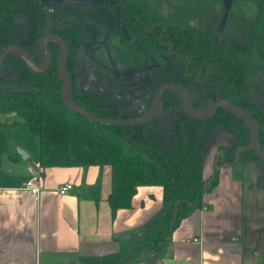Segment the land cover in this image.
<instances>
[{"label":"trees","instance_id":"1","mask_svg":"<svg viewBox=\"0 0 264 264\" xmlns=\"http://www.w3.org/2000/svg\"><path fill=\"white\" fill-rule=\"evenodd\" d=\"M115 3L129 15L132 31L146 32L147 38L155 45L169 49L171 57L180 58L176 68L166 65L151 70L152 84L137 112L119 113L112 97L95 96L74 87V57L81 53V41L74 31L67 28L50 31V14L44 10L47 4H37L34 0H0V50L17 45L35 64H41V36L47 32L57 35L68 47L65 70L72 83L71 101L97 118L128 119L142 115L150 107L155 90L164 83L178 84L187 90L191 108L196 112L204 111L216 94L227 101L229 95L237 96L239 100L231 102L250 113L258 128L262 127L258 130V143L264 150V109L250 112L248 108L254 104L243 96L246 85L244 69L251 50L255 49L257 55L264 58V35H257L258 25L264 18V0L260 14L242 41L169 26L158 18L148 19L139 5H128L123 0H115ZM103 12L106 10L101 8L95 13ZM18 14H23L27 23L22 27L23 33L15 38L13 25ZM48 49L50 64L41 73L28 69L14 54H7L0 61L9 68L7 78H0V116L6 118L14 114L17 121L9 125H22L36 136L37 160L43 168L109 167L107 203L112 215L118 209L131 206L137 187L160 186V211L145 224L141 240L148 249L158 251L166 246L179 223L195 210L203 208L204 193L218 184L219 165L259 160L253 151L247 149L251 137L241 119L222 108L207 119H192L184 113L180 97L172 91L162 94L161 109L148 122L153 124V129L144 127L148 123L107 126L66 109L57 65L60 47L49 41ZM193 89L195 91L191 93ZM164 112L167 113L168 136L160 139L155 129L159 115ZM7 120L0 126H7ZM217 127L230 132L233 139L231 145L218 151L215 170L206 185L203 151ZM7 147L8 141L0 132V155ZM88 191L91 194V190Z\"/></svg>","mask_w":264,"mask_h":264},{"label":"crops","instance_id":"2","mask_svg":"<svg viewBox=\"0 0 264 264\" xmlns=\"http://www.w3.org/2000/svg\"><path fill=\"white\" fill-rule=\"evenodd\" d=\"M34 1L47 5L84 4L94 9L102 2ZM155 1L168 4L158 6V9H169L174 14L185 12L189 20L195 14L197 27H187L188 24L183 21L166 22L157 16L147 17L142 7L144 0L128 5H139L148 19L158 18L169 26L200 33L195 30L197 28L201 33L213 35V29L217 28L224 11V0H189L185 7L178 5L176 0ZM260 2L261 10L263 0ZM195 3L205 6L194 13ZM49 8L44 10L52 13ZM91 14L95 12L92 10ZM66 18V14L58 17V27H51L50 31L67 28L78 35L76 28L73 25L69 27V21L64 20ZM26 23L25 17L22 27ZM207 24L209 27L203 32L202 27ZM146 98L147 95L144 101ZM6 118L8 125L0 126L2 134L4 128L23 127L9 125L17 121L14 114ZM6 118L0 116V123ZM220 130L219 127L214 129L203 151L206 184L215 170L218 151L232 143L233 136L228 139L225 134L216 132ZM214 133L219 137L217 144L209 142L216 135ZM14 143L26 146L21 140L8 141L4 152L8 154L0 155V264H264L262 160L219 165L218 184L204 193L203 208L183 219L173 230L168 244L153 251L145 247L141 240L145 224L160 211V186L137 187L131 206L118 209L112 215L107 203L110 192L109 167L43 168L37 158L30 159L27 151L19 147L28 155L22 160ZM29 179H35L38 183V196L23 188L22 184ZM65 184L72 185V189L61 195L59 190Z\"/></svg>","mask_w":264,"mask_h":264},{"label":"rangeland","instance_id":"3","mask_svg":"<svg viewBox=\"0 0 264 264\" xmlns=\"http://www.w3.org/2000/svg\"><path fill=\"white\" fill-rule=\"evenodd\" d=\"M69 1V0H64ZM100 1V0H99ZM133 1L142 2V0H125L128 4ZM169 1V0H167ZM178 5L186 6L189 0H176ZM224 0L225 6L226 2ZM230 8L223 11L222 18L226 16L221 35L223 37H232V39L243 40L249 32L250 27L256 21L260 14L259 3L261 0H230ZM102 0L101 8L106 13L91 14L92 10L96 12L91 5L74 4L67 6L64 4H49L52 9L50 14L51 27H58L57 18L66 14L70 25L78 31L81 39V53L74 58V81L75 87L79 91L87 92L92 95L108 96L113 98L119 113L123 111L137 112L141 109L144 97L151 87V70L156 67L166 65L177 67L180 58L171 57L169 49L159 47L147 38L146 32H134L129 28V15L121 10V7L115 3V0L105 2ZM233 3V4H232ZM168 5L155 0H144L143 9L147 17L157 16L166 22L183 21L188 24L187 27H197L198 18L194 14L189 20L185 12L174 14L169 9H158V6ZM205 4H193L194 13L198 8H203ZM49 8V9H50ZM25 16L18 14L15 16L13 25V35L19 37L22 23ZM220 20V23H221ZM218 24L213 33L217 34ZM209 27V24L202 27V31ZM72 29V28H71ZM56 30V29H54ZM197 32H201L197 28ZM76 31V32H77ZM264 34V18L258 29V36ZM123 39V40H121ZM61 57V52L59 60ZM58 65V63H57ZM8 66L0 63V78L7 77ZM245 90L243 96L254 106H250V112L263 111L264 109V58L257 55L256 50L252 49L244 69ZM187 91V90H186ZM195 90L193 89L191 93ZM189 95V94H188ZM228 100L236 102L239 97L229 95ZM153 101V99H152ZM152 104V102H151ZM150 104V106H151ZM4 119H2V122ZM145 128L153 129V124L148 123ZM262 128L261 126L259 127ZM16 130V131H15ZM160 139H166L168 136L167 113L159 115L158 127L155 129ZM225 134L228 139L232 138L231 133L227 131H216ZM227 132V133H225ZM4 137L10 143L15 140H21L24 145L17 143L13 145L23 148L29 154L30 159L38 158V142L36 136L30 133L26 127L3 129ZM210 143L219 139L217 133H214ZM212 144V143H211ZM213 144V145H214ZM209 151V149H208ZM8 153H4L6 156ZM99 185V184H98Z\"/></svg>","mask_w":264,"mask_h":264},{"label":"water","instance_id":"4","mask_svg":"<svg viewBox=\"0 0 264 264\" xmlns=\"http://www.w3.org/2000/svg\"><path fill=\"white\" fill-rule=\"evenodd\" d=\"M231 1H227L224 9L225 11H228L230 8ZM226 16H224L223 20H221L220 26L218 28L217 35H221V30L223 29V25L225 23ZM48 41H54L58 44V46L61 48V59L58 64V72L59 77L64 83V88L62 92V101L64 103V106L66 109L73 110L76 112H79L81 115L86 117L87 119H90L96 123L107 125V126H127V125H141L148 123L152 121L159 113L161 109V103H162V94L166 91H172L175 92L181 100L183 109L185 113L194 119H207L210 116L213 115V113L218 109L222 108L227 113L238 117L242 119L251 132V146L250 148L254 151L256 156L264 161V151L259 147L258 138H257V124L254 118H252L247 112H245L243 109L235 106L233 103L222 100L217 94L213 97L210 105L205 109L203 112H196L192 110L190 105V100L187 92L180 86L174 83H164L160 85L154 93L153 103L152 105L140 116L135 118H97L94 117L89 111L84 109L82 106H79L77 104H74L71 101V82L67 76V73L65 71V62L68 57V48L64 41L59 38L57 35H55L52 32H47L46 34L42 35L39 40V46L41 47L43 54H44V60L41 64H35L30 56L26 54L19 46L17 45H9L0 50V61L7 55V54H14L19 56L25 64L28 66V68L36 73L44 72L49 64H50V52L47 47ZM17 153L20 155V158L22 160H25L28 155L27 153L19 148L16 147Z\"/></svg>","mask_w":264,"mask_h":264},{"label":"bare ground","instance_id":"5","mask_svg":"<svg viewBox=\"0 0 264 264\" xmlns=\"http://www.w3.org/2000/svg\"><path fill=\"white\" fill-rule=\"evenodd\" d=\"M48 43H49V41L47 42V47H48ZM65 43V42H64ZM66 44V43H65ZM67 46V45H66ZM68 48V47H67ZM40 49H41V47H40ZM49 50V49H48ZM41 51H42V49H41ZM60 51H61V48H60ZM27 54V53H26ZM42 54H43V51H42ZM61 55H62V52H61ZM31 58V57H30ZM68 58V57H67ZM60 59H61V57H60ZM43 60H44V54H43ZM33 61V60H32ZM60 61V60H59ZM67 61V60H66ZM24 62V61H23ZM25 63V62H24ZM35 63V62H34ZM66 63V62H65ZM58 64H59V62H58ZM26 65V64H25ZM39 65V64H38ZM26 67L28 68V66L26 65ZM49 67V66H48ZM29 69V68H28ZM66 71V70H65ZM67 73V72H66ZM58 75H59V72H58ZM67 76H68V74H67ZM60 78V77H59ZM68 78H69V80H70V82H71V79H70V77L68 76ZM60 80H61V78H60ZM62 81V80H61ZM62 83H63V81H62ZM178 85V84H177ZM63 88H64V83H63ZM183 88V87H182ZM184 89V88H183ZM71 90H72V83H71ZM185 90V89H184ZM223 100V99H222ZM227 101V100H226ZM152 103H153V101H152ZM162 104V103H161ZM152 105V104H151ZM69 110V109H68ZM71 111H73V110H71ZM88 111V110H87ZM205 111V110H204ZM201 112H203V111H201ZM246 112V111H245ZM184 113H185V111H184ZM248 113V112H247ZM186 114V113H185ZM249 114V113H248ZM187 115V114H186ZM252 118H253V116L251 115V114H249ZM188 116V115H187ZM189 117V116H188ZM211 117V116H210ZM191 118V117H190ZM192 119H194V118H192ZM240 119V118H239ZM195 120H204V119H195ZM242 120V119H241ZM243 121V120H242ZM256 121V120H255ZM244 122V121H243ZM244 124L246 125V123L244 122ZM256 124H257V122H256ZM247 126V125H246ZM247 128H248V126H247ZM249 129V128H248ZM258 130H259V128H258V125H257V138H258ZM249 132H250V129H249ZM250 137H251V132H250ZM250 146H251V141H250V144H249V146H248V148L247 149H249V150H251V151H253L251 148H250ZM260 147V146H259ZM263 150V149H262ZM264 151V150H263ZM253 153H254V151H253ZM255 154V153H254ZM256 155V154H255ZM258 158V157H257ZM259 159V158H258ZM259 160H261V159H259ZM263 161V160H262ZM22 186H23V188L24 189H26V190H28L32 195H34V196H38V193H39V185H38V183L35 181V179H29V180H27V181H25L23 184H22ZM69 190H67V191H65V194L68 192Z\"/></svg>","mask_w":264,"mask_h":264},{"label":"built area","instance_id":"6","mask_svg":"<svg viewBox=\"0 0 264 264\" xmlns=\"http://www.w3.org/2000/svg\"><path fill=\"white\" fill-rule=\"evenodd\" d=\"M207 185V184H206ZM72 189V185L70 184H65L63 187L60 188L59 190V194L63 195L65 194V191L67 190H71Z\"/></svg>","mask_w":264,"mask_h":264}]
</instances>
